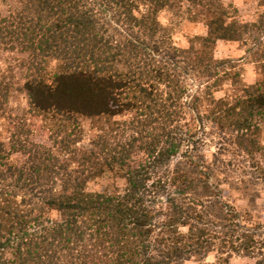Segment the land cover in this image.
Returning a JSON list of instances; mask_svg holds the SVG:
<instances>
[{"label": "trees", "instance_id": "1", "mask_svg": "<svg viewBox=\"0 0 264 264\" xmlns=\"http://www.w3.org/2000/svg\"><path fill=\"white\" fill-rule=\"evenodd\" d=\"M192 2L208 33L188 49L159 22L176 0H21L0 11V54L23 57L29 113L52 141L33 142L24 121L10 146L0 141V264H201L212 253L215 264H264V223L226 202L217 181L236 168L227 154L241 184L251 175L264 186V41L250 51L261 74L253 85L214 56L218 41L254 31L261 39L264 25L233 21L216 0ZM8 72L0 70L4 120ZM191 76L206 85L195 94ZM225 84L237 94L216 99ZM82 119L108 125L92 151L77 147ZM214 142L210 162L204 147ZM106 170L126 187L89 192Z\"/></svg>", "mask_w": 264, "mask_h": 264}, {"label": "rangeland", "instance_id": "2", "mask_svg": "<svg viewBox=\"0 0 264 264\" xmlns=\"http://www.w3.org/2000/svg\"><path fill=\"white\" fill-rule=\"evenodd\" d=\"M21 0H2L0 2V11L8 13L18 6ZM193 0H176L174 7L167 8L159 13V22L166 29V34L171 38L172 43L179 49H188L191 47V40L198 36H206L208 28L204 22L195 19L197 17L196 6ZM228 8L230 17L233 21L240 24H257L264 25V0H216ZM200 19V18H199ZM264 30V28H263ZM261 34L258 31L243 36L240 41H218L214 56L217 60H231L233 65L237 66V71L242 73V81L246 85H253L261 79L259 66L252 62L253 54L251 49L257 46L259 41H264V36L260 39ZM23 58L19 54H9L3 52L0 54V70H9L6 77L12 82L10 112L9 119H0V141L10 146L16 125L20 127V122L24 121L31 127L34 134L31 136L33 142L40 144L52 145L51 136L43 127L41 120L33 117L30 111L29 99L24 89L27 72L19 67L20 59ZM57 63L53 62L49 68L53 73L56 70ZM252 69L251 73L249 69ZM201 80L191 76L186 79L189 93L195 94L197 91L204 89L199 85ZM237 94V90L231 84H225L223 88L214 93L216 99L231 98ZM82 140L77 147L83 151H92L93 141L98 135L104 133L108 129V125L98 119H82ZM261 141L264 145V128L262 130ZM220 144L214 142L210 146L204 147L207 159L213 161V156L218 153ZM226 162L230 161L236 166L234 170L220 171L217 181L221 184L223 198L226 202L233 205L237 210L242 212H251L254 217L264 223V186L254 184L255 179L251 175H246L248 187L240 183L241 168L238 169V161L229 155L221 156ZM14 158L23 159L19 153ZM231 167V166H230ZM240 178V179H239ZM249 181V182H248ZM250 181L253 183H250ZM126 187L125 180L114 172L106 170V172L92 180L88 184L89 192H109L112 193L116 189H124ZM259 192V193H258ZM58 214L52 213V217L56 218ZM217 255L210 254L201 264H215ZM186 264H197L195 260ZM230 264H256L254 259L244 257H234Z\"/></svg>", "mask_w": 264, "mask_h": 264}, {"label": "clouds", "instance_id": "3", "mask_svg": "<svg viewBox=\"0 0 264 264\" xmlns=\"http://www.w3.org/2000/svg\"><path fill=\"white\" fill-rule=\"evenodd\" d=\"M251 71H252V69L250 68V69H249V72L251 73Z\"/></svg>", "mask_w": 264, "mask_h": 264}]
</instances>
